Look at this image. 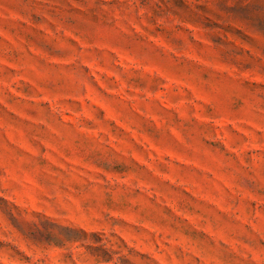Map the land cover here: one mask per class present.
<instances>
[{
    "label": "rangeland",
    "instance_id": "1",
    "mask_svg": "<svg viewBox=\"0 0 264 264\" xmlns=\"http://www.w3.org/2000/svg\"><path fill=\"white\" fill-rule=\"evenodd\" d=\"M0 264H264V0H0Z\"/></svg>",
    "mask_w": 264,
    "mask_h": 264
}]
</instances>
